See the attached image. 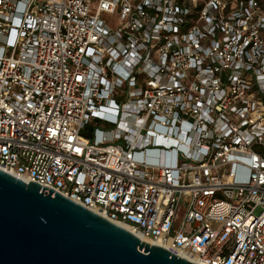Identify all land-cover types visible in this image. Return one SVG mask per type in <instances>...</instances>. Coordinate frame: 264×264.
Returning <instances> with one entry per match:
<instances>
[{
	"label": "built area",
	"instance_id": "1",
	"mask_svg": "<svg viewBox=\"0 0 264 264\" xmlns=\"http://www.w3.org/2000/svg\"><path fill=\"white\" fill-rule=\"evenodd\" d=\"M0 167L264 264V0H0Z\"/></svg>",
	"mask_w": 264,
	"mask_h": 264
},
{
	"label": "water",
	"instance_id": "2",
	"mask_svg": "<svg viewBox=\"0 0 264 264\" xmlns=\"http://www.w3.org/2000/svg\"><path fill=\"white\" fill-rule=\"evenodd\" d=\"M0 264H200L0 167Z\"/></svg>",
	"mask_w": 264,
	"mask_h": 264
},
{
	"label": "bare ground",
	"instance_id": "3",
	"mask_svg": "<svg viewBox=\"0 0 264 264\" xmlns=\"http://www.w3.org/2000/svg\"><path fill=\"white\" fill-rule=\"evenodd\" d=\"M94 210H96L97 212H100L98 209H96V208H93ZM116 222H118V223H120V224H122L123 226H125V227H127V228H129V226L127 225V224H125V223H123V222H119V221H116ZM144 240H146V241H149V242H157V241H155V240H153V239H151V238H149V237H147V236H144V235H140ZM169 248H171L172 250H174L175 252H177V253H179V254H181V255H183V256H186L187 258H189V259H191V260H194L195 261V259H194V257L192 256V255H190V254H188V253H186V252H184V251H182V250H180V249H177V248H174V247H169Z\"/></svg>",
	"mask_w": 264,
	"mask_h": 264
},
{
	"label": "rangeland",
	"instance_id": "4",
	"mask_svg": "<svg viewBox=\"0 0 264 264\" xmlns=\"http://www.w3.org/2000/svg\"><path fill=\"white\" fill-rule=\"evenodd\" d=\"M104 16L105 17H111L109 14H107V13H104Z\"/></svg>",
	"mask_w": 264,
	"mask_h": 264
},
{
	"label": "trees",
	"instance_id": "5",
	"mask_svg": "<svg viewBox=\"0 0 264 264\" xmlns=\"http://www.w3.org/2000/svg\"><path fill=\"white\" fill-rule=\"evenodd\" d=\"M84 133H85L86 135H90L88 131H85V130H84Z\"/></svg>",
	"mask_w": 264,
	"mask_h": 264
},
{
	"label": "crops",
	"instance_id": "6",
	"mask_svg": "<svg viewBox=\"0 0 264 264\" xmlns=\"http://www.w3.org/2000/svg\"><path fill=\"white\" fill-rule=\"evenodd\" d=\"M85 131H88L89 132V130H87V129Z\"/></svg>",
	"mask_w": 264,
	"mask_h": 264
}]
</instances>
